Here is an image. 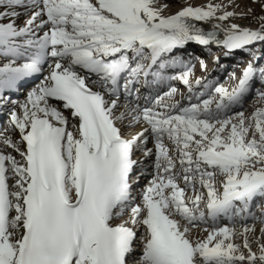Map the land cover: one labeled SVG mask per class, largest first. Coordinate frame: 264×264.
Wrapping results in <instances>:
<instances>
[{"label": "snow or ice", "instance_id": "1", "mask_svg": "<svg viewBox=\"0 0 264 264\" xmlns=\"http://www.w3.org/2000/svg\"><path fill=\"white\" fill-rule=\"evenodd\" d=\"M252 3L0 0V264H264Z\"/></svg>", "mask_w": 264, "mask_h": 264}, {"label": "rangeland", "instance_id": "2", "mask_svg": "<svg viewBox=\"0 0 264 264\" xmlns=\"http://www.w3.org/2000/svg\"><path fill=\"white\" fill-rule=\"evenodd\" d=\"M179 2H180V0L179 1L175 0V2L173 1V4L170 5L169 9L175 8V6H179V5L182 6ZM209 2L227 4L228 0H191V3L197 4V6H202V5H205V4L209 3ZM234 2L239 5V7L236 9V11H240V10L246 8L248 4H251L252 0H234ZM229 10H232V9L230 8ZM241 21H243V20H241ZM188 51H190V48H188ZM237 52L238 53L233 54L234 58L232 59V61L227 60L228 56L226 57L224 55V53H222V52H218V53L214 52V53H211L210 55H208L206 58H204L207 62H209V66L208 67L210 69V72L208 74H210L212 78L220 80V82L223 83L225 85V87H229L230 88L231 85H232V81L230 79H225V77L227 76L228 72H231L233 70V67H235L236 73H237V75H239L240 72L242 71L243 66L249 60V57L245 53L242 52L240 54L239 51H237ZM214 56H219L220 57V61L219 62L226 66L227 71L220 70L217 67V65L213 63V57ZM241 62H243V63H241ZM212 69H216V70L215 71H211ZM194 74H196L195 76H199V75L204 76V75H206L205 73H203L200 70V67H199L198 63L196 64V68H195ZM175 86L178 87L182 91L183 85L176 84ZM184 91H186V90L184 89ZM177 99H179V97H177ZM260 106H262V105H260L258 103H254V99L252 97L249 98V100H248V102L246 104V108H247V110L249 112L252 111L254 109V107H260ZM256 227H257V233H258L260 225L257 224Z\"/></svg>", "mask_w": 264, "mask_h": 264}, {"label": "bare ground", "instance_id": "3", "mask_svg": "<svg viewBox=\"0 0 264 264\" xmlns=\"http://www.w3.org/2000/svg\"><path fill=\"white\" fill-rule=\"evenodd\" d=\"M173 1L175 2V0H165V2L166 3H168L169 5H172L173 4ZM177 1V0H176ZM179 1V0H178ZM182 6H185L186 4H191V5H193V6H197V4H193V3H191V0H180V2H179ZM182 6H175V8H172V9H168L166 12H165V14L167 15V14H171V13H174L175 11H177V10H179ZM247 7H252L253 9H254V15H258V14H261V8H260V6H259V4H253V3H251V4H248L247 5ZM246 7V8H247ZM250 19V18H249ZM237 23H240V24H242V25H244V24H248V20H243V21H239V20H237L236 21ZM209 25H204V27L205 28H207ZM252 27H255L256 25L255 24H252L251 25ZM193 47H191L192 49L190 50V53H193L194 55H198V56H203V58H206L208 55H210L209 54V52L208 51H206V50H203V49H201L199 46H197V45H192ZM215 51V52H222V53H224V50L223 49H219V48H216V47H214L213 49H212V51ZM236 53H238V52H236ZM240 54L242 53V52H239ZM234 57H233V55H230V56H228V58H227V60H229V61H232V59H233ZM208 66H209V62H208ZM199 70V69H198ZM196 74H194V76H195ZM208 76H210L211 77V75L210 74H207ZM199 76H201V75H199ZM212 78V77H211ZM178 85L180 84V83H177ZM182 85V84H181ZM29 88L31 87V85H29L28 86ZM184 87L182 88V91H184ZM28 90V88H21L20 90H19V96H20V98L19 99H23V97H24V94L26 93V91ZM186 90V89H185ZM141 91L142 92H144L145 90L144 89H141ZM0 122H1V125H0V127H2L3 126V123H4V121H3V119H0ZM137 129H135V128H133L132 129V131L134 132V131H136ZM125 131L127 132L128 131V129H125ZM149 146H151V145H149ZM137 156H139V153H137L136 154ZM141 183L142 184H145V183H147V180H142L141 181ZM201 235H203V233H201Z\"/></svg>", "mask_w": 264, "mask_h": 264}]
</instances>
